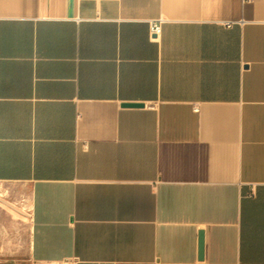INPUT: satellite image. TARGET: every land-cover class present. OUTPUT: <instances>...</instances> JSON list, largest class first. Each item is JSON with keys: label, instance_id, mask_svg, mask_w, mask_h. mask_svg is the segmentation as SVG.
Segmentation results:
<instances>
[{"label": "crops", "instance_id": "0c3cea01", "mask_svg": "<svg viewBox=\"0 0 264 264\" xmlns=\"http://www.w3.org/2000/svg\"><path fill=\"white\" fill-rule=\"evenodd\" d=\"M2 195L18 264H264V0H0Z\"/></svg>", "mask_w": 264, "mask_h": 264}, {"label": "rangeland", "instance_id": "374dc122", "mask_svg": "<svg viewBox=\"0 0 264 264\" xmlns=\"http://www.w3.org/2000/svg\"><path fill=\"white\" fill-rule=\"evenodd\" d=\"M2 198L3 195L0 196V202L4 204ZM14 218L0 209V264H18L19 259L26 258V235L22 236L23 232L18 231V223Z\"/></svg>", "mask_w": 264, "mask_h": 264}, {"label": "water", "instance_id": "95a60500", "mask_svg": "<svg viewBox=\"0 0 264 264\" xmlns=\"http://www.w3.org/2000/svg\"><path fill=\"white\" fill-rule=\"evenodd\" d=\"M123 107L142 108V107H144V104H124ZM203 255H204V234H203V232H201L199 235V257H200V260L203 259Z\"/></svg>", "mask_w": 264, "mask_h": 264}, {"label": "built area", "instance_id": "2783aa9c", "mask_svg": "<svg viewBox=\"0 0 264 264\" xmlns=\"http://www.w3.org/2000/svg\"><path fill=\"white\" fill-rule=\"evenodd\" d=\"M162 23H163V20H158L157 22H152L150 24V35L152 39H154L155 36H159L161 34Z\"/></svg>", "mask_w": 264, "mask_h": 264}]
</instances>
